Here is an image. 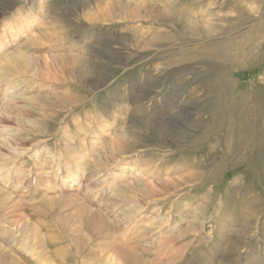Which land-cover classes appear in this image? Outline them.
Masks as SVG:
<instances>
[{"label": "rangeland", "instance_id": "374dc122", "mask_svg": "<svg viewBox=\"0 0 264 264\" xmlns=\"http://www.w3.org/2000/svg\"><path fill=\"white\" fill-rule=\"evenodd\" d=\"M0 264H264V0H0Z\"/></svg>", "mask_w": 264, "mask_h": 264}]
</instances>
